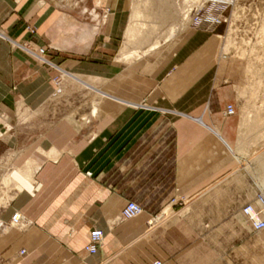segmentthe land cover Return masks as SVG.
I'll return each mask as SVG.
<instances>
[{
    "label": "crops",
    "instance_id": "1",
    "mask_svg": "<svg viewBox=\"0 0 264 264\" xmlns=\"http://www.w3.org/2000/svg\"><path fill=\"white\" fill-rule=\"evenodd\" d=\"M131 4L0 0V188L6 174L11 181L0 207V264L241 258L238 227L256 191L238 172L240 117L236 91L220 73L218 38L187 30L170 9L159 18L173 37L150 51L156 38L126 45L129 28L141 23H131L140 14ZM41 49L46 62L33 55ZM64 76L88 91V106L50 121L45 105ZM129 201L142 213L124 221ZM93 231L103 241L90 255ZM244 255L247 264L255 258Z\"/></svg>",
    "mask_w": 264,
    "mask_h": 264
},
{
    "label": "rangeland",
    "instance_id": "2",
    "mask_svg": "<svg viewBox=\"0 0 264 264\" xmlns=\"http://www.w3.org/2000/svg\"><path fill=\"white\" fill-rule=\"evenodd\" d=\"M144 1L132 0L131 11L133 14H138L136 13L138 10L140 14L137 19H134L136 17L133 18L132 15L131 23L139 20L145 24L146 30L144 31L147 33L145 36L150 33L149 39L154 37L158 39L156 41L171 37V33L172 36L175 34L174 28H171L169 23L160 24L162 21L159 18L160 12L167 11L166 9L169 7L171 11H178L188 30L191 27V19L190 17L184 18V11L199 5L189 0ZM182 28H184V24ZM148 29L152 30L149 32ZM207 32L218 38L217 60L221 76L236 91L240 117L239 156L241 166L238 172L246 176L250 185L255 188V199L250 203L253 204L259 195H264V181L262 180V178L264 179V0H230L223 11L221 23ZM35 53L38 54L39 51ZM62 80L64 83L59 82L61 84L59 93H56L45 105L46 111L50 112V121L72 117L73 115L65 114L66 108L88 106V100L85 97L88 91L86 92L83 86L65 76ZM84 91L85 93H83ZM73 97L76 99L74 100ZM96 98L98 99L99 96ZM229 107L234 109L233 115H228ZM229 107L226 110V115L234 116L236 109L233 106ZM84 119L86 120V116ZM256 120L259 121L260 126L256 131L250 132L248 128ZM7 179L8 174L2 177L0 207L5 206L11 197V185L5 181ZM246 207L243 208L242 213L246 216L247 222L241 223L238 227L240 229L238 249L242 256L236 264H247L244 254L249 251L252 256H255L254 259L252 257L250 264H264V231L253 230L244 212ZM245 234H249V238H246Z\"/></svg>",
    "mask_w": 264,
    "mask_h": 264
},
{
    "label": "built area",
    "instance_id": "3",
    "mask_svg": "<svg viewBox=\"0 0 264 264\" xmlns=\"http://www.w3.org/2000/svg\"><path fill=\"white\" fill-rule=\"evenodd\" d=\"M230 0H201L198 7L190 8L188 17L191 19V28L194 31L198 30H213L221 23L223 18V11L226 9ZM0 37H3L0 25ZM44 50H39V53H33L37 58H41L44 62L42 55ZM228 115L234 114V109L229 107L227 110ZM255 211V218L250 215V211ZM248 217L249 222L254 231H264V196L259 195L253 204H250L244 210ZM142 213V208L135 201H129L124 207L121 218L124 221L133 220ZM22 220L20 214H15L11 219L12 226H18ZM103 241V235L100 231H93L90 234V240L86 246V252L90 255H95ZM154 264H161L156 262Z\"/></svg>",
    "mask_w": 264,
    "mask_h": 264
},
{
    "label": "bare ground",
    "instance_id": "4",
    "mask_svg": "<svg viewBox=\"0 0 264 264\" xmlns=\"http://www.w3.org/2000/svg\"><path fill=\"white\" fill-rule=\"evenodd\" d=\"M147 1V0H146ZM152 1V0H151ZM161 1V0H160ZM189 1H191L192 3H194V4H199L200 3V1L201 0H189ZM148 2V1H147ZM173 2V1H172ZM169 5V4H168ZM197 6V5H196ZM166 9V8H165ZM167 11H170V7L169 8H167L166 9ZM178 12V11H177ZM185 13V19L186 18H188V15L186 16V14L188 13L189 14V10H186V11H184ZM174 12H172V14H173ZM171 14V15H172ZM166 17H167V15H166ZM190 17V16H189ZM183 18V19H184ZM164 19V18H163ZM170 20H171V18H170ZM137 21V20H136ZM176 23V22H175ZM146 25L145 24H143V23H136V24H134L132 27H130L129 29L130 30H128L127 31V34H126V39H125V44L126 45H133V44H138V43H144L146 40L148 41V39H149V37L151 36V34L150 33H148V35L150 34V36L148 37V35L147 36H145V34H147L144 30H146V28H144ZM150 27V26H149ZM180 27V26H179ZM153 29V28H152ZM151 29V30H152ZM157 29V28H156ZM150 30V31H151ZM147 31H149V29L147 30ZM149 31V32H150ZM156 31V30H155ZM174 31V30H173ZM152 33V32H151ZM156 34H158V33H156ZM155 34V35H156ZM154 35V34H153ZM171 36H172V33H171ZM261 36V35H260ZM148 37V38H147ZM173 37V36H172ZM263 37V36H262ZM169 39L171 38V37H168ZM153 39H154V37H153ZM156 40H158V39H156ZM166 40V39H165ZM146 41V42H147ZM150 42H151V40H150ZM164 42V41H163ZM145 44V43H144ZM160 45V43H159V41H155L153 44H151V46H150V49H149V51L150 50H153V49H155V48H157L158 46ZM125 49L123 48V50H122V57H123V59H124V55H125ZM137 56H138V53L136 54ZM140 56V55H139ZM121 57V58H122ZM131 57H133V56H131ZM131 57H125V60H129ZM257 58V57H256ZM70 78H72L73 79V77L72 76H69ZM259 85V84H258ZM256 91H258V90H256ZM246 125V124H245ZM251 126V127H250ZM250 126H249V128H248V130L250 131V132H252V131H256V129H258L259 128V126H260V124H259V121L258 120H256V121H254L253 122V124L251 125L250 124ZM248 127V126H247ZM248 131V132H249ZM261 159V158H260ZM262 166V165H261ZM259 168H261V167H259ZM264 168V167H263ZM264 171V170H263ZM264 176V175H263ZM262 180L264 181V179L262 178ZM6 182L7 183H10L11 181L9 180V179H7L6 180ZM263 186H264V184H263ZM264 196V195H263ZM250 213V215L252 216V217H254L255 218V216H256V214H255V211H250L249 212ZM262 232V231H261Z\"/></svg>",
    "mask_w": 264,
    "mask_h": 264
}]
</instances>
